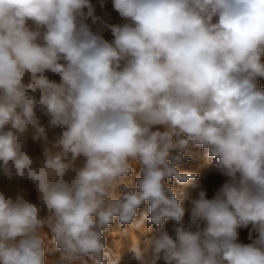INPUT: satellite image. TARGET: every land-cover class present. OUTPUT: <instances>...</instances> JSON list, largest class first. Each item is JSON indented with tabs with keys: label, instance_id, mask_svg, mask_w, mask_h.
<instances>
[{
	"label": "clouds",
	"instance_id": "clouds-1",
	"mask_svg": "<svg viewBox=\"0 0 264 264\" xmlns=\"http://www.w3.org/2000/svg\"><path fill=\"white\" fill-rule=\"evenodd\" d=\"M112 8L0 0V264H264V0Z\"/></svg>",
	"mask_w": 264,
	"mask_h": 264
},
{
	"label": "rangeland",
	"instance_id": "rangeland-1",
	"mask_svg": "<svg viewBox=\"0 0 264 264\" xmlns=\"http://www.w3.org/2000/svg\"><path fill=\"white\" fill-rule=\"evenodd\" d=\"M92 3L96 5L97 14L102 16L108 22L113 24L124 22L119 17V14L113 10L112 0H104L103 8L100 7L99 0H92ZM95 27L97 26H94V28ZM104 35L106 36V38H110V33L104 32ZM260 85L261 87H264V80L260 81ZM50 139H51V135H50ZM29 147L32 150V154L34 155H38L41 151V147L38 144H32L30 142ZM192 151L196 152L197 155L191 161L185 162L180 167L182 170L193 171L198 173L200 177L198 181L199 185L207 190L208 196L209 198H211V196L214 193V190L224 182L225 178L220 175V173L216 170L215 165H213L210 160H206L203 157V150L192 149ZM170 186L174 187L178 193L183 191L192 197H195L197 191L199 190L197 188H193L191 185L172 184ZM19 188L26 189L28 192V198L33 200L35 199V192L34 190H32L29 182L17 180V179H13L12 181H9L7 178L0 175V190L10 191L14 193ZM143 210L144 209H142L141 211ZM173 223H174L173 221H168L165 227L171 230ZM150 235L151 233H147V232L136 233L138 240L141 242ZM240 241L244 243L250 242L248 240L247 229L240 230ZM109 245L112 246L111 237L109 238ZM132 245L133 242L131 241V239L125 238L121 240V246L119 247V249L114 248V251L118 252L119 255L121 256V264H129L130 258L132 256V253L130 251ZM56 255H58V253ZM89 264H92V261H89Z\"/></svg>",
	"mask_w": 264,
	"mask_h": 264
}]
</instances>
